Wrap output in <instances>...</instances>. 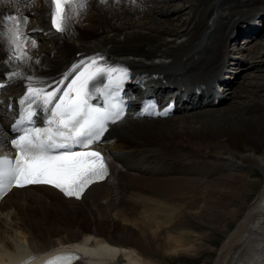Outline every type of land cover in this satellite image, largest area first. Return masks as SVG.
Listing matches in <instances>:
<instances>
[{"label":"bare ground","instance_id":"bare-ground-1","mask_svg":"<svg viewBox=\"0 0 264 264\" xmlns=\"http://www.w3.org/2000/svg\"><path fill=\"white\" fill-rule=\"evenodd\" d=\"M171 1L87 0L60 34L51 28L46 0H0V21L19 17V50L31 58L5 63L0 45L7 85L0 96V154L14 153L6 105L28 83L8 79L12 71L52 83L99 56L128 69L129 88L144 81L143 88L165 93L158 106L181 88L188 95L176 100V112L195 110L164 118L150 111L112 125L96 145L110 173L81 199L48 185L13 188L0 202V264H32L47 252L78 248L76 241L87 247L73 264H264V76L237 86L233 74L244 70L243 56L240 47L229 48L241 36L264 34V0H179V7ZM250 21L257 26L247 28ZM226 65L234 69L230 76Z\"/></svg>","mask_w":264,"mask_h":264},{"label":"snow or ice","instance_id":"snow-or-ice-1","mask_svg":"<svg viewBox=\"0 0 264 264\" xmlns=\"http://www.w3.org/2000/svg\"><path fill=\"white\" fill-rule=\"evenodd\" d=\"M46 2L51 6V28L60 34L69 31L77 9L83 10L87 6V0ZM99 2L106 3L107 0ZM11 21H15V25L8 23ZM24 21H27V17H24ZM21 35L19 17L4 16L0 21V45H6L5 63L21 65L31 59L19 50ZM31 46L36 48L37 41L33 39ZM73 72L76 73L74 76ZM105 77L107 87L118 90L123 81L129 78V72L127 68L110 66L103 61V57L97 56L73 65L60 81L52 83L17 71L8 74L10 80L20 78L28 81L24 96L19 101L27 107L13 125V130L20 134L7 141L15 149V155L0 154V198L13 187L48 185L67 197L80 199L91 184L107 177L106 157L99 150H89L93 144L101 142L109 121L116 123L122 115L118 104L111 105V109H116L113 112L96 108L90 103L96 83H103ZM5 86L0 84V88ZM40 112L45 114L46 127H22L32 125ZM73 145L81 150H72ZM60 149L63 151H58ZM71 258L70 254L57 256L46 264H64Z\"/></svg>","mask_w":264,"mask_h":264},{"label":"rangeland","instance_id":"rangeland-1","mask_svg":"<svg viewBox=\"0 0 264 264\" xmlns=\"http://www.w3.org/2000/svg\"><path fill=\"white\" fill-rule=\"evenodd\" d=\"M170 3H172V4H174L175 6H181L182 5V2L181 1H179V0H174V1H171ZM28 5L29 6H32L33 5V2L31 1V2H29L28 3ZM253 15V13H251V15L250 16H252ZM258 16V15H257ZM182 17L184 18L185 16H184V14H182ZM245 17V16H244ZM247 17V16H246ZM249 17V16H248ZM33 18H35V16H31L29 19H28V21H27V23L25 24V27L26 28H28L29 27V25L31 24V21H33ZM244 22V21H243ZM256 24V25H255ZM254 26H257V23L256 22H252V21H250L249 23H247L246 24V27L247 28H251V27H254ZM263 29H264V26H263ZM251 34H248L247 36H245V37H243V36H241L242 38H238V40L236 41V44L234 45V41H231V42H229L230 43V45H229V48H231L230 49V51L231 50H233V49H237V48H239L240 47V51H241V53H242V60H241V62H240V66L242 65H244L243 67H244V70L242 71V72H240L241 71V67L240 68H236V70L238 69V72H236V73H234L233 75L234 76H237V86H238V84H239V82H242L244 79H251V78H258V79H260L261 77L260 76H264V49H262V50H260L261 49V47H260V44L261 43H264V34H262V36H260L259 38H257V37H252V38H250L251 36H250ZM34 40H38V37L36 38H34ZM37 43H38V41H37ZM238 44H240V46H238ZM46 46H52V43H47V44H45ZM259 47V48H258ZM250 48V50H251V48L252 49H255L254 50V52L252 53V54H250V51L248 50ZM261 51V52H260ZM233 53V52H232ZM231 53V54H232ZM253 55V56H252ZM255 56V57H254ZM254 57V58H253ZM244 59V60H243ZM226 62H228V61H226ZM261 63V66L258 68V67H252L253 65H255V63ZM250 66H249V65ZM229 66V65H228ZM228 68V71H233L232 70V67H227V65H226V69ZM230 68V69H229ZM247 68V69H246ZM225 74H230L229 72H227V70L225 71V73H224V75ZM256 76V77H255ZM259 76V77H258ZM257 79V80H258ZM225 80L227 81L228 79H226L225 78ZM222 93H223V89H221L220 90ZM224 92H225V90H224ZM241 98V97H240ZM240 98H236V99H234V100H230V102H229V104L231 103V102H233V101H238V99L240 100ZM242 99V98H241ZM228 104H226V105H222V107L223 106H227ZM192 112H195V110H191ZM191 111L189 110H187V111H182V112H178V113H176L175 115H174V117H179V114L181 115H183L184 113L185 114H188V113H191ZM196 111H198V110H196ZM173 116L172 117H170V118H174ZM4 121V120H3ZM248 168L249 167H242L241 168V170H243V171H248ZM258 173L259 174H262L263 173V171L261 170V169H258ZM185 177H187V176H185ZM255 177V176H254ZM196 203L198 202L197 200L195 201ZM231 206H233V205H231ZM187 228H189V229H192V230H197V227L196 226H194L193 224H191V223H188V224H186L185 225ZM168 262H170L171 264H190V262H189V260H187V259H184V260H182V259H169V261Z\"/></svg>","mask_w":264,"mask_h":264}]
</instances>
